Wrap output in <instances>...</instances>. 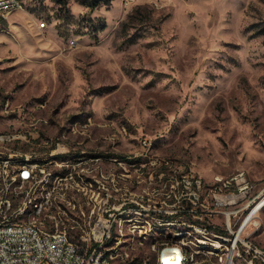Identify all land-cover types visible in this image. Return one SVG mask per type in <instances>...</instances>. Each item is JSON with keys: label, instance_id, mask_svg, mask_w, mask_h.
<instances>
[{"label": "rangeland", "instance_id": "rangeland-1", "mask_svg": "<svg viewBox=\"0 0 264 264\" xmlns=\"http://www.w3.org/2000/svg\"><path fill=\"white\" fill-rule=\"evenodd\" d=\"M24 5L0 19V132L16 134L0 139V161L111 155V171L108 163L77 165L76 181L89 191L68 180L51 190L54 203L75 197L92 219L104 214L103 182L111 183L109 199L126 193L145 206H167L166 192L198 190L214 231L115 210L106 246L134 260H154L152 244L164 239L214 243L225 211L238 212V226L258 206L244 232L264 246V0ZM39 119L47 122L30 126ZM58 144L70 150H52ZM241 173L247 182L233 188L247 197L219 205L223 191L232 193L224 182ZM45 190L47 180L35 184Z\"/></svg>", "mask_w": 264, "mask_h": 264}, {"label": "built area", "instance_id": "built-area-1", "mask_svg": "<svg viewBox=\"0 0 264 264\" xmlns=\"http://www.w3.org/2000/svg\"><path fill=\"white\" fill-rule=\"evenodd\" d=\"M25 0H0V6H11V13L24 10ZM10 13V14H11ZM7 18V17H5ZM4 18V19H5ZM39 119L30 122V126L40 129ZM0 138H16V134L0 132ZM46 144V142H45ZM52 150L66 153V145L58 144ZM86 152V151H84ZM109 149L104 150L110 153ZM3 153V152H0ZM28 155V154H26ZM111 155L94 156L76 160L75 162L44 161V155H39L35 163H17L12 154L7 161H0V264H229L237 255H244L251 259V264H264V246L245 235L244 223L247 216L238 226L234 219L238 212L225 211L226 233L223 241H227L229 256L226 263H218V254H203L196 251L188 241H167L166 239L152 244L155 252L154 260L145 258L134 260L131 251L112 252L111 247H104V240L112 231L113 213L115 210L133 209L138 212L147 210L155 215L158 222L184 221L192 222L205 231H214L211 225L203 222L204 215L200 214L199 204L206 206L198 190L183 189L165 193L163 202L167 206L157 204L145 206L140 202H127L126 193L116 195V199H109L112 192L111 183L103 182V195H106L104 214L99 219H92V211L80 209V203L75 197L58 200V207L49 206V194L53 188H59L61 180H68L75 184V169L80 164L109 163ZM56 171H64V178H56ZM40 180H47V197L38 207L36 213L51 212L53 220L45 223V230H38V223L22 220L23 205L35 193V184ZM236 180V181H233ZM247 182L244 173L224 182L225 186H232V193L220 195L219 205L228 206L230 202H241L247 197L246 192H235V185ZM195 187L201 189V180L195 181ZM187 185L191 188L192 182ZM219 200V198H218ZM91 202V201H90ZM67 222L66 235H58L57 222ZM140 231V226H133Z\"/></svg>", "mask_w": 264, "mask_h": 264}, {"label": "bare ground", "instance_id": "bare-ground-1", "mask_svg": "<svg viewBox=\"0 0 264 264\" xmlns=\"http://www.w3.org/2000/svg\"><path fill=\"white\" fill-rule=\"evenodd\" d=\"M25 8V5H24ZM11 13V6H0V16L7 17ZM1 139V138H0ZM15 139V138H14ZM6 140V139H5ZM35 142V141H34ZM42 146V145H41ZM55 152V151H54ZM57 152V151H56ZM59 152V151H58ZM61 152V151H60ZM70 154V153H69ZM37 155V152H36ZM40 155V154H39ZM28 156V155H27ZM55 156V155H54ZM59 157V156H58ZM66 157V156H65ZM18 160V159H17ZM31 160V159H30ZM7 161V160H6ZM17 163H29L26 161H17ZM78 168V167H77ZM86 171V170H85ZM92 171V170H91ZM80 176V175H79ZM104 176V175H103ZM110 178V177H109ZM43 181V180H40ZM39 181V182H40ZM99 182V181H98ZM89 183V182H88ZM92 184V183H91ZM97 185V184H96ZM101 187V186H100ZM228 187V186H227ZM244 187V186H243ZM244 189V188H243ZM242 189V190H243ZM93 190V189H92ZM40 192V191H38ZM46 190L43 191L42 195L40 193L35 192L37 196L33 195L34 197L31 196L29 200H27L26 203L23 205V212H22V220H29L31 219L34 222L38 223V230H45V223L48 220H53V213L51 212H39L36 213L38 210L39 205L41 204V201H44L45 198L47 197V192ZM87 192V191H86ZM240 192V191H239ZM59 193V192H58ZM83 193V192H82ZM39 194V195H38ZM52 192L49 194V206L50 207H58L57 202L54 203L52 201ZM67 196V195H66ZM63 197V196H61ZM114 199V198H113ZM103 200V199H102ZM56 201V200H55ZM131 201V200H130ZM51 202L53 204L51 205ZM106 202V200H105ZM136 202V201H135ZM235 203V202H234ZM57 204V205H56ZM261 204H264V200L261 202ZM30 207V211L27 212L28 208ZM101 207V206H100ZM260 208V206L255 209L253 215L256 213V211ZM27 212V213H26ZM141 212V211H140ZM146 212V211H145ZM150 213V212H149ZM253 215H250L248 220L244 223V228L248 225L250 220L252 219ZM129 216V215H128ZM148 216V215H147ZM98 217V216H97ZM67 224V223H66ZM173 224V223H172ZM190 226L192 228H196L197 230L203 231V232H208L203 230L200 226L196 225L195 223L188 222L187 226ZM159 228V227H158ZM66 230L67 226H63L60 221L57 222V231L58 235H66ZM151 230V229H150ZM194 231V229H193ZM186 234H190L189 231H185ZM182 233V232H181ZM184 233V232H183ZM197 233V232H196ZM211 233V232H210ZM113 234V232H112ZM147 234V233H146ZM178 234V233H176ZM202 235V234H201ZM217 235V234H216ZM109 236V235H108ZM217 239L214 243L208 244L207 241L203 239H197V241H194L193 239L185 238L183 240H167V241H179V242H186L193 246L196 251L203 252V254H218V263H226L227 262V256H229V247L227 244V241H223V235H217ZM208 240V239H207ZM214 240V239H213ZM108 244V243H107ZM110 245V244H109ZM104 247L106 246V238L104 240ZM115 249V248H114ZM229 264H251V259L250 258H245L244 255H237V259H231L229 261Z\"/></svg>", "mask_w": 264, "mask_h": 264}, {"label": "trees", "instance_id": "trees-1", "mask_svg": "<svg viewBox=\"0 0 264 264\" xmlns=\"http://www.w3.org/2000/svg\"><path fill=\"white\" fill-rule=\"evenodd\" d=\"M58 2L66 5L67 0H57ZM84 3H86L87 5L91 6L92 8H96L101 6V4H109L111 2V0H82ZM1 20H4V18L0 17ZM65 222V221H64ZM67 223V222H65ZM220 232L222 233H226V231L224 229L220 230Z\"/></svg>", "mask_w": 264, "mask_h": 264}, {"label": "flooded vegetation", "instance_id": "flooded-vegetation-1", "mask_svg": "<svg viewBox=\"0 0 264 264\" xmlns=\"http://www.w3.org/2000/svg\"><path fill=\"white\" fill-rule=\"evenodd\" d=\"M109 150H110V146H109ZM110 160H111V157H110ZM108 167H109V170L111 171V162L110 161L108 163Z\"/></svg>", "mask_w": 264, "mask_h": 264}, {"label": "crops", "instance_id": "crops-1", "mask_svg": "<svg viewBox=\"0 0 264 264\" xmlns=\"http://www.w3.org/2000/svg\"><path fill=\"white\" fill-rule=\"evenodd\" d=\"M26 4V3H25ZM9 16V15H8ZM0 17H2V16H0ZM2 18H5V17H2ZM1 19V18H0ZM1 21H5V20H1Z\"/></svg>", "mask_w": 264, "mask_h": 264}]
</instances>
